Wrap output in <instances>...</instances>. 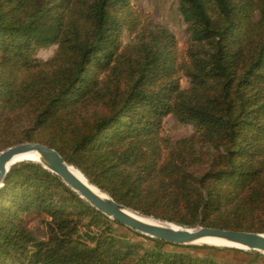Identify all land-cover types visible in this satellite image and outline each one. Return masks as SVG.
Wrapping results in <instances>:
<instances>
[{
    "label": "trees",
    "instance_id": "trees-1",
    "mask_svg": "<svg viewBox=\"0 0 264 264\" xmlns=\"http://www.w3.org/2000/svg\"><path fill=\"white\" fill-rule=\"evenodd\" d=\"M138 1L0 0V152L40 143L143 215L264 234V0H178L183 44ZM170 116L193 136H165ZM211 250L116 223L37 163L0 190V264H225Z\"/></svg>",
    "mask_w": 264,
    "mask_h": 264
},
{
    "label": "water",
    "instance_id": "water-1",
    "mask_svg": "<svg viewBox=\"0 0 264 264\" xmlns=\"http://www.w3.org/2000/svg\"><path fill=\"white\" fill-rule=\"evenodd\" d=\"M32 153L37 154L38 158L26 157L19 160L20 156ZM26 161L42 165L45 169L58 176L68 187L98 212L114 222L144 236L177 246L222 247L242 251H254L264 255V234L262 233L221 230L207 227L188 229L143 215L113 200L108 194L90 183L77 169L89 184L102 193V195H99L92 191L71 171V168L75 167L68 164L56 150L40 143H21L0 152V190L3 188L11 168L18 163ZM126 210H131L141 216L152 218L155 220V223L139 220L127 213Z\"/></svg>",
    "mask_w": 264,
    "mask_h": 264
},
{
    "label": "rangeland",
    "instance_id": "rangeland-1",
    "mask_svg": "<svg viewBox=\"0 0 264 264\" xmlns=\"http://www.w3.org/2000/svg\"><path fill=\"white\" fill-rule=\"evenodd\" d=\"M139 8L149 13L153 21L170 29L183 44L187 38V24L179 14L178 0H140L137 2ZM124 45L131 42L130 35L125 32L123 34ZM57 46H49L43 48L38 52V58L41 60H48L55 54ZM188 82L183 81L182 87H187ZM194 134V129L191 125L180 124L174 117H167L164 126V135L170 137L173 140H178L185 137H191ZM30 230L38 238H43L45 234L44 227L38 222L33 220L30 223ZM222 248V247H217ZM225 250H211V251H198L200 255L209 253L214 258L225 264H247L254 256L247 252L254 251H242L238 249L223 248Z\"/></svg>",
    "mask_w": 264,
    "mask_h": 264
},
{
    "label": "bare ground",
    "instance_id": "bare-ground-1",
    "mask_svg": "<svg viewBox=\"0 0 264 264\" xmlns=\"http://www.w3.org/2000/svg\"><path fill=\"white\" fill-rule=\"evenodd\" d=\"M26 157H34V158H38L37 154H25L19 157V160H22ZM71 171L84 183L86 184L92 191H94L95 193L102 195L101 192H99L94 186H92L91 184L88 183V181L84 178V176L76 169V168H71ZM127 213H129L130 215H132L133 217L145 221V222H149V223H155V220H153L152 218H147L144 216H141L131 210H126Z\"/></svg>",
    "mask_w": 264,
    "mask_h": 264
}]
</instances>
